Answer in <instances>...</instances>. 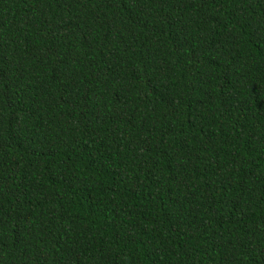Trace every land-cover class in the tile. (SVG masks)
Returning <instances> with one entry per match:
<instances>
[{"label":"trees","instance_id":"1","mask_svg":"<svg viewBox=\"0 0 264 264\" xmlns=\"http://www.w3.org/2000/svg\"><path fill=\"white\" fill-rule=\"evenodd\" d=\"M0 264H264V0H0Z\"/></svg>","mask_w":264,"mask_h":264}]
</instances>
